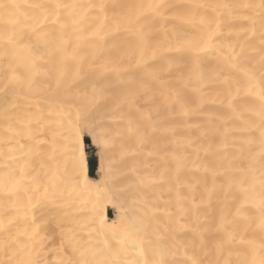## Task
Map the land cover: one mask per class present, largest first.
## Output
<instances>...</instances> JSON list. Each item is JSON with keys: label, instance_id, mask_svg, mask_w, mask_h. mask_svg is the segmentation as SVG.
Masks as SVG:
<instances>
[{"label": "bare ground", "instance_id": "6f19581e", "mask_svg": "<svg viewBox=\"0 0 264 264\" xmlns=\"http://www.w3.org/2000/svg\"><path fill=\"white\" fill-rule=\"evenodd\" d=\"M0 264H264V0H0Z\"/></svg>", "mask_w": 264, "mask_h": 264}, {"label": "rangeland", "instance_id": "374dc122", "mask_svg": "<svg viewBox=\"0 0 264 264\" xmlns=\"http://www.w3.org/2000/svg\"><path fill=\"white\" fill-rule=\"evenodd\" d=\"M6 74L8 75L9 73L7 72ZM23 77H24V75L21 77V80H19V83H18V87H20V90H15L13 92L11 90L10 93L18 94L19 96H21L23 94V90H22L23 85H24V83L27 84V77L26 76H25V78H23ZM6 91H5V93H8V90H6ZM84 147H85L88 173L91 176L97 178L98 177L97 166H98L99 151H98V148L93 147L91 145L89 138L86 137V133L84 134ZM92 167H93V169H91ZM108 216L113 217V214L111 213V211L108 212Z\"/></svg>", "mask_w": 264, "mask_h": 264}, {"label": "trees", "instance_id": "16d2710c", "mask_svg": "<svg viewBox=\"0 0 264 264\" xmlns=\"http://www.w3.org/2000/svg\"><path fill=\"white\" fill-rule=\"evenodd\" d=\"M91 169H93V167Z\"/></svg>", "mask_w": 264, "mask_h": 264}, {"label": "water", "instance_id": "95a60500", "mask_svg": "<svg viewBox=\"0 0 264 264\" xmlns=\"http://www.w3.org/2000/svg\"><path fill=\"white\" fill-rule=\"evenodd\" d=\"M95 160V159H94Z\"/></svg>", "mask_w": 264, "mask_h": 264}]
</instances>
